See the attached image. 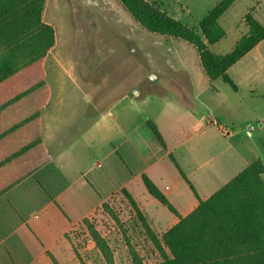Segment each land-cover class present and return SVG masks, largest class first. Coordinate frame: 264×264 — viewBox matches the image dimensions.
Segmentation results:
<instances>
[{"label": "rangeland", "instance_id": "rangeland-1", "mask_svg": "<svg viewBox=\"0 0 264 264\" xmlns=\"http://www.w3.org/2000/svg\"><path fill=\"white\" fill-rule=\"evenodd\" d=\"M147 1L198 32V22L221 0ZM249 12L264 27V0H236L219 20L225 37L209 47L213 54L224 55L232 51L239 38L248 31L244 16ZM42 21L53 28L55 43L42 63L49 97L41 109L44 138L41 137L62 171L90 169L94 157L102 150L107 151L109 143L113 144L119 137L120 134L113 132H107L103 139L97 137L94 123L98 107H112L122 95L140 96L141 100L135 99L134 113L122 101L116 111L130 114L131 120L137 122L146 117L152 120L158 113L155 102L160 100L159 95L173 101H178L180 96L175 93L176 87H160L159 77L152 74H162L163 78L172 81H185L187 78L182 70H187L193 80L191 89L185 87L186 97L192 100V95L197 93V100L207 108L205 111L214 109L227 129L232 123L230 132L237 134L243 129L249 132L253 125L264 149V50L261 58L247 56L230 69L228 76L239 87L236 95L221 79L208 81L198 53L189 44L143 30L116 0H46ZM170 64L186 67L179 72L176 68L171 69ZM197 66H200L199 70ZM187 125L184 122L185 134ZM250 142L255 144L256 141L249 138L244 143L247 147L254 146ZM236 147L242 156L252 155L247 148ZM197 155L203 157L201 152ZM174 156H180L181 161L190 164L184 150L175 151ZM214 166H217L218 178L225 173L227 163L218 159ZM202 174L204 172L200 171L192 177L201 195L209 189H204ZM133 191L136 198L126 192L140 215L121 191L68 233L73 252L83 264H107L92 242L88 226H92L107 244L113 264H132L128 243L143 264L160 261L145 226L161 240L162 234L174 226L170 224L174 215L156 200L151 202L146 192ZM190 195L186 185L180 184L168 200L177 209L181 202L191 198Z\"/></svg>", "mask_w": 264, "mask_h": 264}, {"label": "trees", "instance_id": "trees-1", "mask_svg": "<svg viewBox=\"0 0 264 264\" xmlns=\"http://www.w3.org/2000/svg\"><path fill=\"white\" fill-rule=\"evenodd\" d=\"M45 1L0 0V196L48 160L40 131L41 109L49 97L42 63L54 46L55 34L42 21ZM116 1L143 30L189 44L198 53L207 78L221 79L233 91L237 86L227 70L264 40V27L249 12L244 16L248 31L232 51L215 55L209 50L225 37L219 20L236 0L218 2L198 22V32L147 0ZM146 125L164 146L155 124L147 121ZM169 159L197 198L198 206L180 217L152 181L145 175L141 177L147 193L179 219L162 234L161 240L145 226L160 258L154 264H264L261 161L253 162L208 199L200 200L174 157L169 155ZM122 191L140 215L129 194ZM88 229L107 264H113L105 241L92 226ZM128 246L132 264H143L130 243Z\"/></svg>", "mask_w": 264, "mask_h": 264}, {"label": "crops", "instance_id": "crops-1", "mask_svg": "<svg viewBox=\"0 0 264 264\" xmlns=\"http://www.w3.org/2000/svg\"><path fill=\"white\" fill-rule=\"evenodd\" d=\"M263 50L264 40L242 59L247 56L260 57ZM169 66L177 71L186 67L184 64ZM199 67L196 69L199 70ZM231 68L227 70V74ZM181 73L187 80L172 81L170 78H163L162 74H152L156 78L159 77L157 80L162 85L160 87L171 85L178 88L179 91H174L180 95L178 101L159 95L160 100L155 102L159 107L158 113L152 120L146 117L137 122L131 120L130 114L116 111L122 101L126 102L128 109L132 108L134 113L135 99L141 100L140 96L122 95L112 107H98L94 123L97 137L101 136L103 139L107 132L120 135L113 144L109 143L107 151L102 150L94 157L92 167L84 171L68 172L58 167L45 145L41 128L42 114L40 115V130L48 160L0 196V264H54L50 256L57 264H81L69 243L68 233L116 193L126 190L134 198L135 189L147 193L143 190V175L152 181L167 200L169 196L174 195L180 184H185L191 198L181 202V207L177 209L169 200L168 202L180 217L187 216L196 209L198 200L174 167L169 155L174 157L200 200L208 199L253 162L259 160L264 166V149L254 126H250L249 132L243 129L237 134L229 131L228 136L221 135L215 122L225 125L216 111L211 108L205 111L207 108L197 100V93L192 95V100L185 96V93L188 94L185 87L189 86L191 89L193 80L187 70H182ZM208 81L214 82L209 79ZM210 88L215 90L211 84ZM233 92L237 95L239 87ZM147 121L155 124L164 146L154 138L146 125ZM184 122L186 125L189 123L186 134ZM230 125L228 129L232 130V123ZM249 138L256 141L255 144L250 142L254 146L245 145L244 142ZM238 145L247 148L252 155L248 158L242 156L236 147ZM181 149L189 156V165L181 161L180 156H174V152ZM198 152H201L203 157L198 158ZM218 159H223L227 168L222 176L216 178L218 171L214 165ZM200 171L206 173L202 174L204 189L209 188L203 195L199 194L192 181V177ZM262 178L264 182V176ZM149 196L148 199L154 202ZM178 221L179 219L173 216L170 224L175 225Z\"/></svg>", "mask_w": 264, "mask_h": 264}, {"label": "built area", "instance_id": "built-area-1", "mask_svg": "<svg viewBox=\"0 0 264 264\" xmlns=\"http://www.w3.org/2000/svg\"><path fill=\"white\" fill-rule=\"evenodd\" d=\"M215 126H216L217 130H218L222 135H224V136H228V135H229V130H228L225 126H223V125H221V124H219V123H217V122H215Z\"/></svg>", "mask_w": 264, "mask_h": 264}]
</instances>
